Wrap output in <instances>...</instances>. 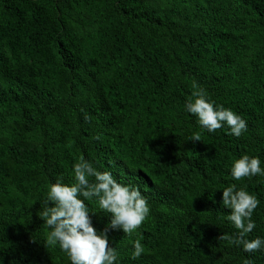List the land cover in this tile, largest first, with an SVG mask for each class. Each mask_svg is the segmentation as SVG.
Instances as JSON below:
<instances>
[{
    "label": "trees",
    "instance_id": "16d2710c",
    "mask_svg": "<svg viewBox=\"0 0 264 264\" xmlns=\"http://www.w3.org/2000/svg\"><path fill=\"white\" fill-rule=\"evenodd\" d=\"M193 81L243 117L241 137L199 126ZM244 154L264 168V0H0V264H71L37 213L80 156L149 201L131 236L107 233L118 264H264L217 239L236 231L232 184L259 199L248 238L264 239V176L231 175Z\"/></svg>",
    "mask_w": 264,
    "mask_h": 264
},
{
    "label": "clouds",
    "instance_id": "9594fccd",
    "mask_svg": "<svg viewBox=\"0 0 264 264\" xmlns=\"http://www.w3.org/2000/svg\"><path fill=\"white\" fill-rule=\"evenodd\" d=\"M185 108L209 133L225 125L230 129L229 134L237 138L247 131V122L241 115L223 105L217 106L195 81ZM85 119L89 118L86 116ZM191 140L201 141L200 132L194 133ZM231 175L234 180L241 181L264 176V168L259 157L244 154L234 160ZM93 200L110 216V223L99 233L93 227L91 212L85 203ZM259 204L257 196L247 191L246 187L238 188L236 184L225 187L222 206L230 210L226 219L236 231L222 234L217 239L227 241L229 245L242 246L246 253L264 249V239L248 238L256 227L252 217ZM150 211L147 197L137 186L120 183L111 171H100L80 156L73 165L72 182L57 180L50 184L37 215L44 221L46 245H59L71 264H118L119 253L109 245V229L122 230L126 236H131L147 219ZM133 247V258H139L145 250L141 239H135ZM243 264H253V261L245 259Z\"/></svg>",
    "mask_w": 264,
    "mask_h": 264
}]
</instances>
